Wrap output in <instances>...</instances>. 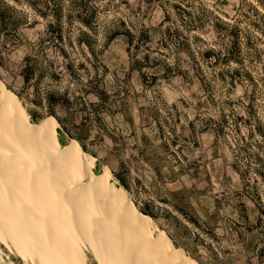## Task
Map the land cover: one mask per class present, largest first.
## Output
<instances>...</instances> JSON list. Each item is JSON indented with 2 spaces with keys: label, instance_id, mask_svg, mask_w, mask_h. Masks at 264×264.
<instances>
[{
  "label": "rangeland",
  "instance_id": "obj_1",
  "mask_svg": "<svg viewBox=\"0 0 264 264\" xmlns=\"http://www.w3.org/2000/svg\"><path fill=\"white\" fill-rule=\"evenodd\" d=\"M46 1L53 3V0ZM58 1L66 11L68 0ZM98 7L94 25L105 44L101 59L106 67V85L110 91L123 90L126 108L132 115V123L127 122L123 112L107 119L113 131L127 138L126 160L129 155H136L134 145L145 137L152 143H160L157 121L165 125L170 119L176 133L187 138L191 145L185 150L189 155L190 173L178 166L180 180L169 183L168 187L187 189L196 214L217 218L216 232L221 246L227 249L229 261L245 264L242 250L236 252L239 247L234 240L236 236L230 233L234 222L243 225L246 212L252 223L262 219L264 226V178H256L248 155L247 158L237 156L234 146L238 135L232 124L217 132L208 123L224 115L230 119L239 115L251 120L241 126V134L248 137L251 127L257 131L258 126L264 131V0H104L98 2ZM167 16L170 18L165 20ZM74 20L76 26L81 25V20ZM40 21L31 37L43 31L45 22ZM169 27L175 39H168L167 46L159 50L157 42L164 39ZM137 28L149 31L150 46L155 51H168L172 59L179 60L182 75H171L146 87L134 66L137 42L130 45L126 36L128 30L137 31ZM178 39L184 43L181 51L177 50ZM24 53V50L16 53L14 62H20ZM152 57H158V52ZM146 71L159 72L155 67ZM259 121L262 125H257ZM105 144L114 149L111 140ZM101 156L107 161L103 164L96 159L95 173L117 167L114 156L104 151ZM142 175L147 184L154 179L149 169ZM110 182L120 187L113 176ZM155 223L159 228L157 235L160 231L174 234L167 221ZM191 249L202 260L209 256L202 247ZM84 250L87 264H99L90 248ZM0 252L4 260L0 264H38L25 262L1 242Z\"/></svg>",
  "mask_w": 264,
  "mask_h": 264
},
{
  "label": "trees",
  "instance_id": "obj_2",
  "mask_svg": "<svg viewBox=\"0 0 264 264\" xmlns=\"http://www.w3.org/2000/svg\"><path fill=\"white\" fill-rule=\"evenodd\" d=\"M100 1L104 0H68L65 11L58 0H53V3L45 0H0V82L19 97L33 124L49 118L57 120L58 139L63 147L77 141L87 155L91 154L103 164L107 161L101 156L103 151L114 156L117 167L111 170L118 186L127 191L145 216L156 222L167 221L174 231V234L168 233L169 238L199 264H232L226 247L219 242L217 218L207 215L203 218L196 214L187 189L168 187L169 183L180 180L176 170L178 166L190 173L189 155L185 150L191 145L187 138L176 133L170 119L165 121V125L157 121L160 143H152L145 137L139 144L135 143L136 155L131 154L126 160L127 138L113 131L107 119L123 112L127 122L132 123V115L126 108L123 90L110 91L106 85V67L101 59L105 44L94 25ZM181 10L185 11L183 7ZM169 18L167 16L165 20ZM40 19L45 22L43 31L31 37L41 23ZM74 19L81 20V25L76 26ZM126 36L130 45L137 42L134 66L146 87L159 79L183 74L179 60L172 59L168 51H155L150 46L152 36L147 29H131ZM164 36L157 42L159 50L167 46L168 39H175L170 27ZM183 44L178 42V51ZM20 50H24V56L15 63L13 56ZM156 52L158 57L153 58L152 54ZM152 67L159 72L149 74L146 70ZM220 118L209 120V128L221 132L226 125L232 124L238 135L234 146L237 156L247 158L248 155L252 162L249 166L256 171V178H264L262 127L258 126L257 131L251 127L247 137L241 134V126L251 120L239 115H234L233 119L225 115ZM258 124L262 125L261 121ZM106 140L114 143V149L106 147ZM147 169L154 178L149 184L142 175ZM233 224V233L230 234H235L234 240L239 245L236 252L242 250L245 264H264L262 219L252 223L246 212L243 225ZM177 238L184 240L178 242ZM191 247H202L209 256L202 260Z\"/></svg>",
  "mask_w": 264,
  "mask_h": 264
},
{
  "label": "bare ground",
  "instance_id": "obj_3",
  "mask_svg": "<svg viewBox=\"0 0 264 264\" xmlns=\"http://www.w3.org/2000/svg\"><path fill=\"white\" fill-rule=\"evenodd\" d=\"M55 118L33 124L19 97L0 82V242L25 262L198 264L141 213L110 169L77 141L63 147ZM0 252V263L2 260ZM13 264V263H4Z\"/></svg>",
  "mask_w": 264,
  "mask_h": 264
}]
</instances>
